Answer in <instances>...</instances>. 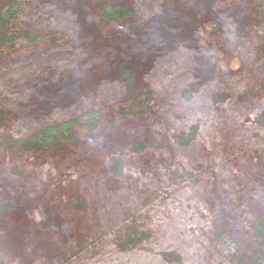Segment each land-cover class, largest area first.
Segmentation results:
<instances>
[{"label":"rangeland","instance_id":"rangeland-1","mask_svg":"<svg viewBox=\"0 0 264 264\" xmlns=\"http://www.w3.org/2000/svg\"><path fill=\"white\" fill-rule=\"evenodd\" d=\"M18 1L26 7L21 26L28 32L66 38L47 46L26 44L0 64V106L11 114L0 137L25 136L84 111L105 114L101 128L75 130L78 141L68 157L52 150H0V264H55L61 255L74 257L97 235L118 233L140 211L152 213L137 249L121 252L111 240L77 254L74 264H170L159 261L165 249L178 253L175 264H218L207 232L220 227L240 240L246 237L244 224L264 216V95L245 93L264 79L253 6L247 0H208L207 11L203 0H133L137 13L126 23H105L98 7L127 2ZM155 1L162 8L149 9ZM164 16L170 21L161 31ZM210 21L222 26L214 39L207 35ZM175 25L180 32L173 31ZM139 38L153 44L133 47ZM170 47L177 49L174 62L166 53ZM53 51H64L69 62L59 71L48 62ZM28 61L33 62L19 68ZM61 76L76 81L66 112L53 109L66 87ZM147 89L157 104L141 122L116 112L118 103ZM78 96L84 100L76 101ZM166 189L170 198L156 202ZM187 245L192 253L184 250ZM143 253L153 258H141Z\"/></svg>","mask_w":264,"mask_h":264},{"label":"trees","instance_id":"trees-1","mask_svg":"<svg viewBox=\"0 0 264 264\" xmlns=\"http://www.w3.org/2000/svg\"><path fill=\"white\" fill-rule=\"evenodd\" d=\"M124 1H126L127 4L124 3L117 6L103 5L101 7H98L95 10L97 12V16H99V18L105 23H109V22L126 23V21L129 20L131 16L137 13L135 9L138 2H133V0H124ZM247 1L250 5L253 6V11H254V20L252 21L251 24L253 26V32H254L253 36L261 38V42L257 45V48L260 49L261 50L260 52L264 54V0H247ZM202 2L204 6L207 5L206 8L208 11L210 9V7H208L210 3L208 4V0H203ZM87 5H90V3H87ZM157 6H158L157 1L152 2L149 5V9L153 10L154 8H157L159 10L160 8H162ZM25 9H26L25 4H23L18 0H8L6 2L0 1V64L9 61V59L12 57L20 55L21 51L24 49L26 44L30 46H33L34 44H42L43 46L45 45L47 46L50 44L52 45L55 43H61L66 38V35L62 33L61 34L45 33L44 35H41L36 32H28L24 28V26H21V17H22L21 14L22 12H24ZM169 19L170 18L164 16L163 20H165V22L159 21L160 22L159 25L162 26L161 31L162 29H164L165 25L168 24V22L170 21ZM155 22L157 23V21ZM221 27L222 26L219 25V23L215 21L214 22L210 21L206 26V30L208 29L207 35L209 36V38L210 37L213 39L217 38L221 33L222 30ZM87 30L88 29H85L84 31ZM173 31H176L177 33L180 32L181 30L179 26L175 25V27H173ZM230 32H232V30H230L227 33L230 34ZM153 34H157V33H153ZM138 40L132 41L133 47L138 46V44L141 45L144 42L147 43L146 45H143L145 48H148V46H151L153 44L151 41L149 42L146 39L139 38ZM162 40L163 38L161 39V41ZM153 42L154 43L157 42L156 39ZM224 45L225 43L221 44L220 47L221 50H223L222 47H224ZM191 47H195V46H191ZM176 51L177 49L173 50L170 47L169 51L166 52L168 53V59L170 61L174 62L176 61V57L179 58ZM52 54L53 55L50 57L51 59H49L48 62L54 64L53 68L55 67L56 69L57 68L60 69L69 63L67 62V59L64 55L66 54L64 51L63 52L53 51ZM38 56L39 55H37V57ZM192 56L193 55H191V57ZM89 58H87V60L84 62L85 66L89 64ZM32 62L33 61L31 62L28 61L27 63H23L19 68L24 69L25 68L24 66L32 64ZM158 70L159 69L156 68V71ZM47 71L53 73V70L51 68H49ZM57 71L59 70L57 69ZM61 77L63 79V84H66L65 85L66 87H64V91L60 92V95L58 97L54 98L56 100L53 101L54 102L53 109L54 110L59 109L62 112H66L71 107L73 102L72 101L73 97L71 98L72 91L70 89V86H74L73 84L76 83V81L72 78L68 79L69 77L67 79H64L63 76ZM159 85L165 88L168 87L163 84V81ZM59 88H61V86ZM245 93L246 95H251V96H255V94L258 93L264 95V79L258 80L255 82L254 85L249 86L245 90ZM47 96L50 97V95ZM225 96L226 95H222L221 97L218 96V98L222 100V98L225 99ZM58 98H62V99L58 100ZM77 98L79 100L76 101L84 100V98L83 97L81 98L80 96H78ZM153 100H155V98L153 97L152 91L147 89L142 95L136 97L135 99L118 103V105L116 106V110H117L116 112L122 117L125 116L134 121L137 120V122H141L143 119L142 117L143 115H145L147 112L153 113L155 111L157 101H155L154 104ZM41 101H46V100L44 99ZM104 112L105 110L84 111V112H80V114H76L67 121H59L58 123H43V125L39 126L36 130L31 132V134H26L25 136L16 135L15 137L10 136V138L9 137L6 138L5 136V139H2L0 137V150L3 152L8 149L13 150L16 148H24L26 150L28 149L37 153L38 152L45 153L52 150L56 155L61 156L62 158L65 156L68 157V155L71 153L70 152V150L72 149V148L70 149L71 145L78 141L77 133L75 132V130L81 126H86L91 130L92 129L97 130L98 128H101V123L99 124L98 121L102 120L105 114ZM172 117L175 118L174 115ZM10 118H11V114H9L8 111L6 112L0 106V128L4 127L5 123H8V121H10ZM165 119L167 120L170 119L172 121V118L166 117ZM260 122L264 123V115L260 117ZM237 154L232 158L230 157L231 161L236 159V157L238 156ZM205 169L208 172L209 169L208 168ZM144 173L146 175H149L150 168L144 169ZM159 177L162 178V176L160 175L157 176V179ZM167 192L168 190L166 189V191L162 193L161 198L158 199L156 202L160 203L161 199L168 200L170 198V195H168ZM108 204L110 206L114 205L113 198L109 199ZM215 208L216 205L214 204L210 206L211 210H214ZM151 213L152 211L151 212L140 211V213L129 215V217L127 218V220H125V222L120 227V229H118L119 230L118 233L112 235H108L105 233L99 234L97 235L94 241L86 244L84 248L79 249V251H77L76 253V256L71 257L69 255L68 256L61 255L57 257L55 264H74V261L76 260L79 254H84L86 252L91 253L92 251L97 250L101 246L108 244V241L111 240L115 242V244L117 245L116 249L118 248L121 252H130L137 249L139 245H141V243L144 241V239L147 238V234L142 227H143V223L146 220L150 219L149 216L151 215ZM172 222L170 223L167 222L165 223V225L169 227L171 226ZM244 225H245L244 233L246 237L240 240L235 238L232 231H227L228 233H225L224 229L220 227L214 228L207 232L206 238H208L209 248L211 250V253L215 254L216 256L215 258L217 259L218 264H264V216L260 215V217L257 218L256 221H250V223L246 222V224ZM175 226L176 225H173L171 229H168V231L172 232V228H174ZM170 235L166 236L165 239L168 240L170 238V240H172L173 236L172 234ZM250 235L252 237H250ZM248 237H250L249 241H248ZM181 245L183 247L184 244ZM185 249L186 252H191V250L188 248V245L184 247V250ZM139 256L141 258H145L149 260L153 258V256L147 253H143ZM159 259H160L159 261L170 264H175L180 262L178 253L176 251L172 252L167 249L163 250V253L160 254ZM186 259L187 258L185 256V260ZM110 260L113 261L111 257ZM98 263H103V261H99ZM191 263L193 262L188 261V264Z\"/></svg>","mask_w":264,"mask_h":264}]
</instances>
